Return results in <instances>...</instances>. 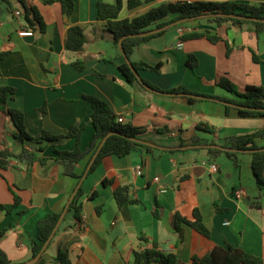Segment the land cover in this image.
Instances as JSON below:
<instances>
[{
  "label": "crops",
  "instance_id": "0c3cea01",
  "mask_svg": "<svg viewBox=\"0 0 264 264\" xmlns=\"http://www.w3.org/2000/svg\"><path fill=\"white\" fill-rule=\"evenodd\" d=\"M97 1L115 2L74 0L69 16L62 14L57 1L8 0V4H0V52H6L0 58V86L14 89L7 105L23 113L30 135L42 130L61 134L72 124H83L80 147L87 148L93 126L91 106L83 96L92 95L105 101L117 116L144 127L141 138L154 144L152 152L135 150L123 157L106 156L83 178L80 219L66 210L42 253L45 264H52L69 240L70 264H131L134 250L150 248L153 243L159 251L173 253L176 264H192L193 256L201 257L216 246L227 245L264 259V194L256 188L250 152L241 151L240 165L235 167L224 154L211 158L205 147L261 128L264 116L240 117L233 108L225 115V104L220 101L199 98L189 103L185 95L142 91L127 82L117 68L124 57L112 42L107 22L97 19ZM176 1L196 0H152L134 8H128L127 0H122L119 18H132L159 3ZM24 6L36 7L45 23L42 32L36 25L34 29L28 27ZM72 26H80L86 37L79 52L65 49L67 31ZM190 29L187 25L170 26L134 48L132 62L160 64L159 72L140 69V77L161 89L181 85L228 99L236 96L216 84L222 76L238 91L246 85L264 86V29L257 36L252 24L226 22L217 28L223 41L215 44L203 38L181 41ZM27 30L31 34H21ZM224 40L230 48L228 55ZM190 54L196 59L193 68L186 64ZM77 58L85 61L82 71L72 66ZM200 122L212 131L199 128ZM163 128L167 131H160ZM15 132L10 116L0 110V149L19 152L21 145L13 136ZM193 137L200 139V144L191 143ZM182 141L183 147L179 146ZM73 142L69 138L49 143L39 155L50 157L53 148L69 150ZM256 144L264 146V139L256 138ZM24 147L34 150L37 144L26 141ZM86 161L87 157L76 165L77 173ZM12 163V167L0 171V231L4 230L0 248L11 264H27L32 258L29 244L36 237L37 222L51 213H62L79 182L64 175L57 164H50L48 174L43 175L38 162L28 166L18 160ZM211 164L216 166L215 172L210 170ZM138 166L141 174L136 173ZM103 180L108 182L104 184ZM8 185L20 202L6 212L3 208L14 203ZM122 186L128 188L127 195L136 199L135 203L117 205L114 191ZM160 186L165 190L160 191ZM239 190L243 193L238 197ZM94 191L96 195L89 199L88 194ZM194 209L208 228V237L183 222L180 231L175 229L174 215L192 219Z\"/></svg>",
  "mask_w": 264,
  "mask_h": 264
},
{
  "label": "trees",
  "instance_id": "16d2710c",
  "mask_svg": "<svg viewBox=\"0 0 264 264\" xmlns=\"http://www.w3.org/2000/svg\"><path fill=\"white\" fill-rule=\"evenodd\" d=\"M19 1L22 2V0ZM53 1L59 2L61 12L65 16H69L74 9V0H44V3H51ZM149 1L152 0H127V7L134 8ZM2 3L8 4V0H0V4ZM121 9L122 0H115L114 3L97 1V19L105 20L107 22L106 28L112 35V42L114 46L118 47V41L122 38L123 52H120L119 56L127 57L132 67L137 72L140 69H149L154 72L160 71V64L150 65L144 61L132 62L130 60V55L134 48H136L140 43L161 34L168 28L166 26L178 20L191 19L190 21L174 25L176 27L180 25H187L191 27L190 31L184 33L180 37L181 41L200 38L214 44L223 41V38L217 32V28L226 22L238 25L243 23L252 24L257 36L262 34L264 29V3L252 5L232 0L162 2L135 17L120 19L119 13ZM217 13H220L221 15H209ZM224 14H235L255 18L256 20L230 18L224 16ZM23 18L28 23L29 28L34 29V25H36L38 31L40 32L45 29V23L36 7L24 6ZM156 28H162V30L156 33L141 35ZM85 42L86 37L80 26H72L68 29L65 40V49L79 52L82 50ZM225 44L226 55H228L230 48L227 41H225ZM5 54L6 52H0V58H3ZM253 60L256 62L259 61L255 54H253ZM186 64L191 68L196 65V59L192 54L188 56ZM72 66L76 70L82 71L85 69L86 64L83 58H77L72 62ZM117 68L120 70L127 82L135 85L142 91H148V88H150L166 94H182L185 95V98L189 103L196 102L199 98L217 100L225 104V115H228L230 109L233 108L240 117L264 116V86L261 85H246L243 91H238L236 85L231 80L222 76L217 80L216 84L236 96V98L228 99L215 94L198 93L181 85L169 89H161L141 77L138 78L133 73L125 58L122 63L117 65ZM100 76L103 77L104 75ZM13 93L14 89L12 87L0 86V110L6 112L10 116L16 128V132L13 136L21 145V149L17 153L8 149H0V171L12 167V161L18 160L24 162L26 166L31 165L34 162H38L42 167L43 175H47V167L50 164H57L60 166L64 175L73 177L77 180V182H80L82 178L92 173L100 164L101 160L106 156L114 155L117 157H123L135 150H144L146 152H152L153 150V146L138 141V139L144 140L141 138V135L146 131L144 127L134 125L131 120L119 122L117 120L118 116L110 109L108 104L102 99L92 95L83 96L84 99L90 103V118L93 126V133L90 144L87 148L82 149L80 147V140L84 131L83 124H72L65 133L61 134H51L42 130L38 135L32 136L26 130L23 113L20 110L11 108L7 105V101L13 97ZM188 94L196 95L198 97L189 96ZM198 127L206 131H212V128L203 122H200ZM160 131H167V128L160 129ZM109 132H116L118 134H112L104 141L97 156L91 164V167L85 173L87 164L89 163L92 155L98 148L101 140ZM69 138L74 139L71 149L53 148L52 156L45 157L39 155V152L44 151L49 143ZM256 138L264 139V125L252 132L225 137L222 139V144L219 145V147H205L211 158L224 154L235 167H239L240 165V160L238 158L240 152L249 150L251 156V170L256 188L260 194H264V150H262L264 146H258L256 144ZM26 141L35 142L37 144L36 149L29 150L25 148L24 143ZM190 142L193 144H200L201 140L197 137H193L190 139ZM179 146H184L183 141ZM86 157L87 161L83 170L81 173H77L76 165ZM107 182V180H103L104 184ZM8 188L14 195V203L10 208H3L6 212H9L20 202V198L17 196L12 186L8 185ZM127 191L128 188L126 186L115 189L114 198L119 207L125 204L135 203L137 201L136 199L130 198L127 195ZM82 195L83 189L80 184L67 208L68 212H73V216L77 220L80 219V213L82 210V203L80 202ZM95 195L96 192L94 191L88 194L87 197L90 199ZM60 214L61 212L51 213L46 218L37 222L36 237L35 239H31L29 244L32 258L39 253L44 242L50 236ZM181 222L190 225L201 235L205 237L209 236V230L204 224L197 209L193 210L192 219H186L176 213L174 215V227L177 231H180L179 224ZM3 231L4 230L0 231V234L3 233ZM143 239L144 238L141 236L140 240ZM51 241L52 238L50 239L48 245ZM71 241L72 240H69L61 246L56 256L52 259V264H70L67 244ZM153 262L176 264V257L173 253L159 251L156 243H153L150 248L133 251L131 264H152ZM0 264H11L10 260L1 248ZM34 264H45V259L42 254L38 261ZM192 264H264V259L247 253L232 245H227L226 247L216 246L201 257L193 256Z\"/></svg>",
  "mask_w": 264,
  "mask_h": 264
},
{
  "label": "water",
  "instance_id": "95a60500",
  "mask_svg": "<svg viewBox=\"0 0 264 264\" xmlns=\"http://www.w3.org/2000/svg\"><path fill=\"white\" fill-rule=\"evenodd\" d=\"M209 15H221V14H220V13H217V14H209ZM203 16H207V15H203ZM224 16H226V17H230V18H240V19H243V20H256L255 18L245 17V16H239V15H235V14H224ZM190 20H191V19L178 20V21H176V22H174V23L169 24V25L166 26V27H170V26H174V25H177V24H181V23H184V22H186V21H190ZM166 27H165V28H166ZM160 30H162V28H159V29L156 28V29H153V30H151V31H149V32L143 33V34H141V35H147V34H150V33H156V32H159ZM118 48H119L120 52H123V49H122V38L118 41ZM124 58H125V60L129 63V65H130V67H131L133 73H134L138 78H140V75L138 74V72H137V71L132 67V65L130 64L129 59H128L127 57H124ZM148 89L151 90V91H155V90L150 89V88H148ZM155 92H157V93H161V92H158V91H155ZM188 95H189V96H193V97H198V96H196V95H191V94H188ZM112 134H118V133H116V132H109L108 134L105 135V137L101 140V142H100L98 148L96 149V151H95L94 154L92 155V157H91L89 163L87 164V168H86L85 173H86V172L88 171V169L91 167V164L93 163L95 157L97 156V154H98V152H99L101 146L103 145L104 141H105L110 135H112ZM131 139H134V138H131ZM138 141H141V142H144V143H146V144H148V145L154 146V144H152V143H150V142H148V141H144V140H140V139H138ZM211 146L219 147V145H211ZM262 150H264V148H262ZM245 151H249V150H245ZM82 180H83V178L80 180V182L78 183L76 189H75L74 192L71 194V196H70V198H69V200H68V202H67V204H66V206H65V209H64L63 212L60 214V216H59V218H58V220H57V223H56L55 227L53 228V230H52L50 236L48 237V239L44 242V244H43V246L41 247L39 253H38L35 257L31 258V259L27 262V264H34V263H36V262L38 261L39 257L41 256V254L44 252V250H45V248L47 247V245H48L50 239L53 237V235H54V233L56 232L57 228L59 227L61 221L63 220L64 214H65V212H66V210H67V208H68V205H69L70 201L72 200V198H73V196H74V194H75L77 188H78L79 185L81 184Z\"/></svg>",
  "mask_w": 264,
  "mask_h": 264
},
{
  "label": "built area",
  "instance_id": "2783aa9c",
  "mask_svg": "<svg viewBox=\"0 0 264 264\" xmlns=\"http://www.w3.org/2000/svg\"><path fill=\"white\" fill-rule=\"evenodd\" d=\"M15 14L17 15V16H19L20 14H19V12L17 11V12H15ZM21 34H31V31L30 30H27V31H21ZM178 46H180V43L178 44ZM117 120L119 121V122H123L124 121V117L123 116H118L117 117ZM209 168H210V170L211 171H213V172H215L216 171V166L215 165H213V164H211L210 166H209ZM136 173L137 174H141V167L140 166H138L137 168H136ZM158 180V178L157 177H154V181H157ZM165 190V187L164 186H160V191H164ZM242 193H243V191L242 190H239V191H237L236 192V196H241L242 195Z\"/></svg>",
  "mask_w": 264,
  "mask_h": 264
}]
</instances>
